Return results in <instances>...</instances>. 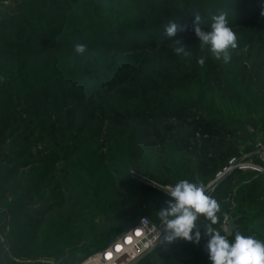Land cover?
Listing matches in <instances>:
<instances>
[{"label":"trees","instance_id":"1","mask_svg":"<svg viewBox=\"0 0 264 264\" xmlns=\"http://www.w3.org/2000/svg\"><path fill=\"white\" fill-rule=\"evenodd\" d=\"M262 11L264 0H0V264H81L140 218L162 221L170 198L132 172L205 188L251 153L264 133ZM221 14L236 35L226 62L195 34ZM208 195L216 224L197 214L192 240L163 239L134 264H212L207 229L225 236L231 218L226 239L264 241V174L234 170Z\"/></svg>","mask_w":264,"mask_h":264},{"label":"clouds","instance_id":"2","mask_svg":"<svg viewBox=\"0 0 264 264\" xmlns=\"http://www.w3.org/2000/svg\"><path fill=\"white\" fill-rule=\"evenodd\" d=\"M264 15V11L261 12ZM199 22L200 17H195ZM210 31L203 32L199 27L195 28V34L209 49L216 59L223 56L225 62L228 60L227 49L236 46V35L228 26L223 14L214 16L210 25ZM165 35L173 37L177 31L175 23L165 28ZM179 43V41H177ZM76 54H84V44L74 45ZM174 51L179 54L184 52L183 47H177ZM185 55H187L185 53ZM203 64V60L198 61ZM170 200L167 208L159 211V216L165 224V241H172L175 238L192 240L191 235L195 227L194 221L197 214H203L211 221L217 223L216 213L220 207L215 199L206 194L203 186L181 180L169 189ZM228 217L225 216L224 220ZM207 233L210 239L207 243L209 258L212 264H264V241L258 240L250 235H242L236 231L231 241L219 234L216 229L209 227ZM196 240H199V233H196Z\"/></svg>","mask_w":264,"mask_h":264},{"label":"built area","instance_id":"3","mask_svg":"<svg viewBox=\"0 0 264 264\" xmlns=\"http://www.w3.org/2000/svg\"><path fill=\"white\" fill-rule=\"evenodd\" d=\"M250 157H255L257 162L247 160ZM234 170H249L264 174V133L259 134L251 153L231 159L228 166L207 184L204 188L206 194L212 192L220 180ZM131 176L134 180L170 198L169 189L172 186L156 184L134 172ZM225 225L226 223L223 228ZM164 235H167V232L163 221L153 224L146 217H142L135 227L117 237L105 250L90 255L81 264H134L151 252L163 240Z\"/></svg>","mask_w":264,"mask_h":264},{"label":"water","instance_id":"4","mask_svg":"<svg viewBox=\"0 0 264 264\" xmlns=\"http://www.w3.org/2000/svg\"><path fill=\"white\" fill-rule=\"evenodd\" d=\"M237 219L236 218H231L226 222L225 227L223 228L225 237H230L233 233V231H235L237 229V224H236Z\"/></svg>","mask_w":264,"mask_h":264},{"label":"rangeland","instance_id":"5","mask_svg":"<svg viewBox=\"0 0 264 264\" xmlns=\"http://www.w3.org/2000/svg\"><path fill=\"white\" fill-rule=\"evenodd\" d=\"M249 145H250V144H249L248 142H245V143L242 145L241 150H242L244 147L249 146Z\"/></svg>","mask_w":264,"mask_h":264}]
</instances>
